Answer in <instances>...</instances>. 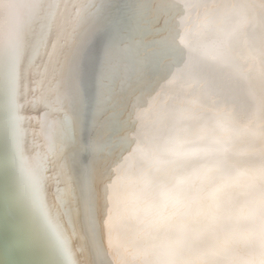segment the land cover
<instances>
[{
	"label": "bare ground",
	"instance_id": "6f19581e",
	"mask_svg": "<svg viewBox=\"0 0 264 264\" xmlns=\"http://www.w3.org/2000/svg\"><path fill=\"white\" fill-rule=\"evenodd\" d=\"M0 264H264V0H0Z\"/></svg>",
	"mask_w": 264,
	"mask_h": 264
}]
</instances>
